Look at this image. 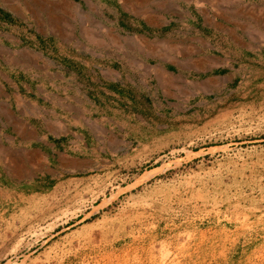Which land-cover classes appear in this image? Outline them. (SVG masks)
Listing matches in <instances>:
<instances>
[{
	"label": "rangeland",
	"instance_id": "rangeland-1",
	"mask_svg": "<svg viewBox=\"0 0 264 264\" xmlns=\"http://www.w3.org/2000/svg\"><path fill=\"white\" fill-rule=\"evenodd\" d=\"M42 1L0 0V264H264V0Z\"/></svg>",
	"mask_w": 264,
	"mask_h": 264
},
{
	"label": "bare ground",
	"instance_id": "bare-ground-1",
	"mask_svg": "<svg viewBox=\"0 0 264 264\" xmlns=\"http://www.w3.org/2000/svg\"><path fill=\"white\" fill-rule=\"evenodd\" d=\"M86 1V3L87 4H89L91 7L93 6V4H92V2L90 1V0H85ZM41 4H40V3ZM39 2H37V0H30V4L28 3V4H26L27 5V8H29V5H30V11H32V13H34V12H36V11H38V7L40 8V6L42 7V5H44V6H48V4H44V2L41 0V1H39ZM146 2V1H145ZM153 2V1H152ZM151 2V3H152ZM155 3V2H154ZM202 3V2H201ZM69 4H71L69 7H72V5H73V7L71 8V10L73 11V12H75V13H77L78 15H80L81 13L83 14V12L81 11V6L78 4V3H75V2H72V1H70L69 2ZM156 4V3H155ZM40 5V6H39ZM57 7V6H56ZM133 8H134V6H133ZM133 8H132V10H133ZM138 9V8H137ZM139 10V9H138ZM53 12H51L50 11V13H49V17L50 18H52V14ZM204 14V13H203ZM205 15H206V13H205ZM148 16H150L149 14H148ZM83 18H85L84 16H83ZM86 19V18H85ZM84 19V20H85ZM83 20V21H84ZM53 21V20H52ZM213 23H215V21H213ZM82 24H86L85 23V21L82 23ZM84 34L86 35V37L88 36V39L89 40H91L93 43L96 41L95 40V36H93V35H87L85 32H84ZM105 34V33H104ZM108 38L110 39V41H113V42H117V44L118 45H120L119 43H118V40H120V37L118 36V35H114V34H111V35H109L108 36ZM98 41V40H97ZM139 41V40H138ZM116 44V43H115ZM116 44V45H117ZM124 44V43H123ZM123 46V45H122ZM145 46V45H144ZM142 48V47H141ZM145 49V48H144ZM151 49V48H150ZM149 52H148V54H154V53H152V51L151 50H148ZM147 52V51H146ZM175 60V59H174ZM180 65V64H179ZM145 69H146V72H148V73H154L157 77L160 75V76H164V75H168V73L166 72V70L164 69V68H162L161 66H147L146 64H145ZM169 72V71H168ZM171 75V74H170ZM162 79V78H161ZM160 81V80H159ZM5 110V109H4ZM56 126H57V128L58 129H61L62 128V125L60 124V123H58V124H56ZM64 127V126H63ZM22 128V127H21ZM64 130H65V132H67V130H66V128H63Z\"/></svg>",
	"mask_w": 264,
	"mask_h": 264
},
{
	"label": "crops",
	"instance_id": "crops-1",
	"mask_svg": "<svg viewBox=\"0 0 264 264\" xmlns=\"http://www.w3.org/2000/svg\"><path fill=\"white\" fill-rule=\"evenodd\" d=\"M19 127H21V126H19ZM25 127V126H24ZM26 128V127H25ZM21 130H23L22 128H21ZM32 135V134H31Z\"/></svg>",
	"mask_w": 264,
	"mask_h": 264
}]
</instances>
